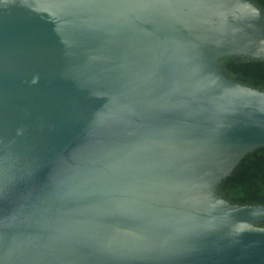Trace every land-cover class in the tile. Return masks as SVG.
<instances>
[{
	"label": "water",
	"instance_id": "water-1",
	"mask_svg": "<svg viewBox=\"0 0 264 264\" xmlns=\"http://www.w3.org/2000/svg\"><path fill=\"white\" fill-rule=\"evenodd\" d=\"M254 0H0V264H264Z\"/></svg>",
	"mask_w": 264,
	"mask_h": 264
},
{
	"label": "trees",
	"instance_id": "trees-1",
	"mask_svg": "<svg viewBox=\"0 0 264 264\" xmlns=\"http://www.w3.org/2000/svg\"><path fill=\"white\" fill-rule=\"evenodd\" d=\"M264 9V0H254ZM221 65L240 83L264 90V61L227 57ZM221 193L233 203H264V147L245 155L232 173L223 179ZM264 226V221L258 223Z\"/></svg>",
	"mask_w": 264,
	"mask_h": 264
}]
</instances>
